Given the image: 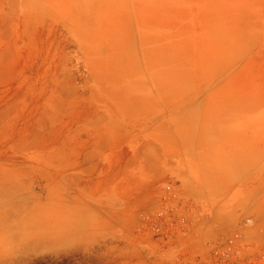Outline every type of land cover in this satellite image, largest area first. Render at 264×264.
<instances>
[{
    "label": "rangeland",
    "instance_id": "rangeland-1",
    "mask_svg": "<svg viewBox=\"0 0 264 264\" xmlns=\"http://www.w3.org/2000/svg\"><path fill=\"white\" fill-rule=\"evenodd\" d=\"M0 264H264V0H0Z\"/></svg>",
    "mask_w": 264,
    "mask_h": 264
}]
</instances>
